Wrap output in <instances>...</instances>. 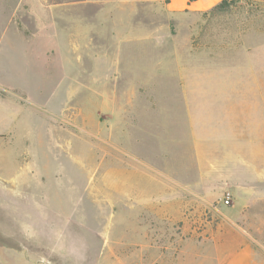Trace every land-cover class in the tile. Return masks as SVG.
Listing matches in <instances>:
<instances>
[{"label":"rangeland","instance_id":"374dc122","mask_svg":"<svg viewBox=\"0 0 264 264\" xmlns=\"http://www.w3.org/2000/svg\"><path fill=\"white\" fill-rule=\"evenodd\" d=\"M55 1L0 0V264H264V0Z\"/></svg>","mask_w":264,"mask_h":264},{"label":"crops","instance_id":"0c3cea01","mask_svg":"<svg viewBox=\"0 0 264 264\" xmlns=\"http://www.w3.org/2000/svg\"><path fill=\"white\" fill-rule=\"evenodd\" d=\"M157 1L159 3H164L165 7L169 12L174 13H185V12H192V13H200L205 12V9H201L199 5H197V0H152ZM218 0L214 1V3L210 7H214L216 5ZM98 5H92L89 0H56L53 4L52 8H56L57 11H59V8H66V11L68 14H82V13H88L90 12V9H96ZM99 11L98 13H107L111 10L107 9V6H98ZM115 12V11H114ZM70 21V20H69ZM71 27H68L69 31V40L71 45H92V44H105V34H102L100 32H97L95 30H89L90 33L88 34H76L75 28L77 23L74 22L72 19V23L70 22L68 24ZM83 26H85V22L83 23ZM115 28H117V25H115ZM114 28V29H115ZM84 30H87L85 28ZM87 30V31H88ZM95 31V32H94ZM92 41V42H91ZM238 198L237 201L239 202L242 200V211H243V217L244 220H247L249 223L251 220H254L253 217L257 216L258 221L264 222V183L260 184L258 188H245L241 193L237 191ZM259 206V210L256 211L254 206ZM248 233L250 237H257L254 229L249 228ZM262 235H259L261 237Z\"/></svg>","mask_w":264,"mask_h":264},{"label":"built area","instance_id":"2783aa9c","mask_svg":"<svg viewBox=\"0 0 264 264\" xmlns=\"http://www.w3.org/2000/svg\"><path fill=\"white\" fill-rule=\"evenodd\" d=\"M224 204L226 206L230 205L231 204V201H232V195L231 193H227V195L224 197Z\"/></svg>","mask_w":264,"mask_h":264},{"label":"trees","instance_id":"16d2710c","mask_svg":"<svg viewBox=\"0 0 264 264\" xmlns=\"http://www.w3.org/2000/svg\"><path fill=\"white\" fill-rule=\"evenodd\" d=\"M227 3V0H222V3L219 5V7L223 8Z\"/></svg>","mask_w":264,"mask_h":264}]
</instances>
